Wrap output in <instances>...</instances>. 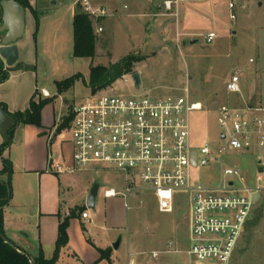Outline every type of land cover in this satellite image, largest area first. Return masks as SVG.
I'll list each match as a JSON object with an SVG mask.
<instances>
[{
  "label": "rangeland",
  "instance_id": "374dc122",
  "mask_svg": "<svg viewBox=\"0 0 264 264\" xmlns=\"http://www.w3.org/2000/svg\"><path fill=\"white\" fill-rule=\"evenodd\" d=\"M126 1H118V15H109L101 23L94 24L97 35V54L94 58L66 54V43L53 40L52 35V39L43 36L39 45L42 57H39L37 66L39 86L44 84L52 96L44 106L42 116L44 113L50 124L56 121L54 132L58 133L63 118L93 95L133 93L158 99L185 96L188 89L190 98L203 104L201 110H193L189 114L191 145L199 149L209 144L217 152L221 145L218 123V108L221 105L264 106L261 81V74L264 75V0H190L188 4L180 3L178 8L174 6L171 10L165 6L166 0H160L153 7L148 5L138 16L127 14L129 11L123 9ZM231 2L236 3L233 11L229 8ZM106 8L113 11L109 5ZM99 26L103 27L100 33L97 32ZM210 32H216L217 38L208 43L205 36ZM194 39L198 41L192 43ZM128 55L139 59L134 65V71L141 79L139 88L135 86L132 74V80L125 83L124 77L129 75L126 74L112 87L97 93L90 91L88 82L92 65L109 66ZM251 58L254 59L252 63ZM236 71L242 78L241 96L226 90ZM78 73L83 77L77 79L63 96L57 97L56 83ZM30 131L34 135L36 128ZM28 133L27 130L22 133V138L26 136L27 152L37 145L35 139H29ZM58 135L66 143L72 140L70 127L62 129ZM64 152L70 157L69 145H64ZM17 153L24 157V152L19 150ZM218 158V162L208 167L192 169V179L207 186H217L223 180H235L239 184L238 176L224 177V169L228 167H239L248 180L254 179L258 166L256 155L226 151ZM22 164L14 168L12 175V185L16 190L14 204L18 198V178L25 177ZM96 183L100 185L99 204L103 203L104 189L123 188L126 194L130 186L141 188L139 195L135 192L126 195L127 208L124 200L121 202L123 212L119 216L125 238L118 251L117 263L127 264L131 252H138L137 263L141 264H148V259L159 264L189 263L185 252L190 244L191 225L188 193H178L173 210L169 211L162 207L155 191L143 189L147 185L138 178L134 184L129 183L126 174L101 164L81 169L77 167L73 172L62 174L65 196L70 198L72 206L70 212L85 207L80 204L84 202L86 190ZM253 212L254 208L251 216ZM104 214L105 207L100 211L99 219ZM120 237L121 234H114L115 242ZM109 249L113 252L112 247ZM175 249L181 251L176 252ZM262 249L263 243L254 233L252 222H249L244 227L232 264H264ZM154 250L159 252L158 257L152 256Z\"/></svg>",
  "mask_w": 264,
  "mask_h": 264
},
{
  "label": "built area",
  "instance_id": "2783aa9c",
  "mask_svg": "<svg viewBox=\"0 0 264 264\" xmlns=\"http://www.w3.org/2000/svg\"><path fill=\"white\" fill-rule=\"evenodd\" d=\"M98 1L77 0V3L93 20L113 14ZM181 1L166 0L165 6L169 10L174 6L178 8ZM229 8L233 11L236 3L231 2ZM102 31L103 27L99 26L97 32ZM216 38V32L205 36L208 43ZM131 80L130 75L124 77L125 83ZM226 90L230 94H243L239 71L233 73ZM185 91V96L158 99L114 92L87 98L75 106L70 125L72 162L55 165L53 169L64 173L73 172L77 167L104 165L126 174L129 183L134 184L138 178L147 185L143 189L155 191L162 207L169 211L173 210L178 193H188L191 225L190 244L185 252L189 264H232L261 188L245 186L239 167L225 168L223 173L224 177L238 176L239 184L235 180H223L217 186L194 181L191 171L218 162V155L226 151L252 153L256 155L258 166H264V106L221 105L218 108L221 130L218 151L209 144L195 149L191 145L189 114L201 110L203 104L192 100L188 89ZM42 94L50 96L44 89ZM261 178L260 174L258 179ZM140 190L137 185L130 186L127 195ZM104 194L111 197L119 192L109 188ZM82 217L89 218L88 211H84ZM158 255V251L152 252L153 257Z\"/></svg>",
  "mask_w": 264,
  "mask_h": 264
},
{
  "label": "crops",
  "instance_id": "0c3cea01",
  "mask_svg": "<svg viewBox=\"0 0 264 264\" xmlns=\"http://www.w3.org/2000/svg\"><path fill=\"white\" fill-rule=\"evenodd\" d=\"M26 1L29 7H26L25 30L23 36L17 41V45L19 63L33 65V68L11 71L9 78L0 82V103H4L11 113L26 110L35 95H43V89L49 92L50 96L48 97L52 96L51 91L44 84L39 86L37 66L39 57H42L39 45L43 36L50 38L52 35L53 40L58 41L57 39H59L61 42L66 43V54L70 53L74 56L73 21L78 8L77 0ZM118 1L99 0L98 4L105 7L109 5L110 9L113 10L111 15L114 16L118 15L120 10L117 7ZM157 1L160 0H127L123 9L129 11L127 12L128 15L138 16L143 13L148 5L153 7V4ZM185 2L188 4L190 0H182L180 3L186 4ZM34 12H36V16ZM104 20V18L94 20V23L99 24ZM261 81L264 87L263 74H261ZM55 93L57 97L63 96V93L59 94L57 90H55ZM42 121L41 128L31 124L23 126L17 139L3 152H0V171L5 168V160L12 162L13 170L24 163L22 164V170L25 177L23 179L18 178L17 202L14 204L16 190L15 186L12 185V199L4 207L7 238L17 246L19 251L28 253L33 258L37 257L42 251L45 257L49 259L52 258L55 252L61 222L60 216H68L70 208H72L70 198L66 197V189L62 184L63 173H57L53 166L71 163L73 147L72 141L66 143L65 140L59 138L58 133L54 132L56 121L50 124L44 113ZM35 128L36 131L33 135L30 130H35ZM24 130L29 132V139H35L37 144L28 152L26 151V136L22 138ZM4 142L0 132V147ZM65 144L70 147V157L64 152ZM19 150L24 152L23 158L18 155L17 151ZM256 169L255 177L252 180H248L247 176L243 174L245 179L243 184L245 186L261 188L253 215H250L246 226L249 222H252L254 233L263 243L264 257V166H257ZM260 174L261 180L258 179ZM5 179V175L0 176V181H5ZM90 187L86 190L84 202L80 204L85 205L84 211H88L89 218L84 219L82 214L71 218L68 228L69 242L62 248L60 258L56 264H110L106 259L101 258L99 250L113 248L115 243L114 234H121V244L118 249L113 248L111 256L113 264H120V262L117 263L118 251L121 249L125 236L122 219L119 215L123 212L121 207L123 200L124 206L127 208V193H124L123 188H118L116 190L119 194L106 197L104 194L106 189H104L101 197L103 203L100 202L99 204L98 194L95 208L89 209L87 207V197ZM135 193L136 195L140 194L139 191ZM104 207L105 214L103 218L99 219L100 211ZM116 219H119V221ZM129 255L130 259L127 264H141L137 263L138 252L134 254L131 252ZM148 262V264H159L152 262V259H148Z\"/></svg>",
  "mask_w": 264,
  "mask_h": 264
},
{
  "label": "trees",
  "instance_id": "16d2710c",
  "mask_svg": "<svg viewBox=\"0 0 264 264\" xmlns=\"http://www.w3.org/2000/svg\"><path fill=\"white\" fill-rule=\"evenodd\" d=\"M1 1L0 0V22H1ZM25 8L29 7L26 0H16ZM77 13L74 16L73 21V36H74V48L73 54L79 58H94L97 54V35L94 30V20L83 11L80 4L77 5ZM35 16L37 15L36 12ZM139 59L134 55H128L112 63L109 66L95 65L90 68V77L88 86L93 93L112 87L119 79L126 74H133L134 65ZM11 69L6 68L2 58L0 57V82H3L9 78ZM81 73L75 74L72 77L58 81L56 83L57 92L62 94L68 91L77 79L82 78ZM50 97H44L43 95H35L26 110L11 113L4 103H0V107L14 119L15 125L8 132L9 139L4 142L0 147V152L9 147L18 136L20 129L28 124L42 126V111L44 106L49 102ZM74 118V109H72L67 116L62 120L61 125L58 128V133L64 129L69 128ZM13 164L10 160H5V168L0 171V176L5 175V181H0V264H56L60 258L61 250L69 242L68 228L71 218L77 217L79 213H83L85 207H79L73 209L66 217L61 218L59 225V235L56 242L55 252L52 258H46L44 253L40 251L37 257H32L30 254L19 251L17 246L10 241L5 233V216L4 207L10 202L13 195L12 188V175ZM7 238V241L5 240ZM101 258L106 259L110 264L112 262V251L108 249H100Z\"/></svg>",
  "mask_w": 264,
  "mask_h": 264
},
{
  "label": "water",
  "instance_id": "95a60500",
  "mask_svg": "<svg viewBox=\"0 0 264 264\" xmlns=\"http://www.w3.org/2000/svg\"><path fill=\"white\" fill-rule=\"evenodd\" d=\"M26 8L16 0L1 1V22H0V57L7 68L11 71H19L27 68H33V65L19 63V49L17 41L23 36L25 30ZM198 39L191 42L195 43ZM134 84L137 88L141 86L140 75L137 72L132 74ZM15 125V121L10 117L2 107H0V132L7 142L8 132ZM100 185L94 184L87 197V207L94 209L99 194ZM258 196V195H257ZM256 196V198H257ZM257 200V199H256ZM7 241V238H5ZM122 238L113 244L114 249H118Z\"/></svg>",
  "mask_w": 264,
  "mask_h": 264
}]
</instances>
